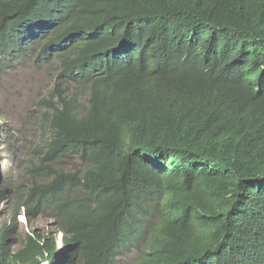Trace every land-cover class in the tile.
Returning <instances> with one entry per match:
<instances>
[{"label": "trees", "instance_id": "16d2710c", "mask_svg": "<svg viewBox=\"0 0 264 264\" xmlns=\"http://www.w3.org/2000/svg\"><path fill=\"white\" fill-rule=\"evenodd\" d=\"M33 43L86 111L56 83L30 171L62 248L0 227V264H264V0H0V57Z\"/></svg>", "mask_w": 264, "mask_h": 264}, {"label": "rangeland", "instance_id": "374dc122", "mask_svg": "<svg viewBox=\"0 0 264 264\" xmlns=\"http://www.w3.org/2000/svg\"><path fill=\"white\" fill-rule=\"evenodd\" d=\"M0 62V189L5 190L0 197V227L9 229L7 246L16 251L29 231L45 235L56 231L53 219L39 214L36 204L27 196L33 181L30 171L48 164L45 160L48 116L45 113L50 108L48 103L53 105V89L57 82L67 85V91L79 99L81 112L86 111L88 92L76 84L59 80L58 64L53 58L41 62L35 55L27 54L8 60L1 58ZM40 101L45 103L42 107L38 104ZM56 165L70 172L84 168L73 155L62 158ZM9 194H13L11 200L7 199ZM59 239L60 236L56 239L58 247ZM117 260L118 264H131L135 255Z\"/></svg>", "mask_w": 264, "mask_h": 264}, {"label": "clouds", "instance_id": "9594fccd", "mask_svg": "<svg viewBox=\"0 0 264 264\" xmlns=\"http://www.w3.org/2000/svg\"><path fill=\"white\" fill-rule=\"evenodd\" d=\"M29 46V49H28V53L27 54H33V55H35V58H36V56H37V54H38V52H39V50H38V48L36 47V44H29L28 45ZM26 54V55H27ZM1 58H7L6 56H1L0 57V59ZM20 58V57H19ZM51 58H53V57H51ZM36 60H39V59H36ZM39 61H41V60H39ZM47 61V60H46ZM41 62H43V61H41ZM66 82H68V81H66ZM253 123H256V118H254L253 120H252V122H251V124H250V126H252V128H254V126H253ZM1 185V184H0ZM3 194H4V192H3ZM10 195V194H9ZM8 195V196H9ZM3 197V196H2ZM13 198V194H11V196H10V198H8L7 197V199L8 200H11ZM15 204V203H14ZM13 206V205H12ZM14 207V206H13ZM54 221V220H53ZM53 223H55V221L53 222ZM55 227H56V231L55 232H53V233H49V234H47V235H45V234H41V233H39V234H41V235H43V236H49L50 234L52 235V236H55L56 237V239H58V236H60V239H59V247L57 246V240H56V247H57V250H60L61 248H62V246H63V234H62V232H60L59 230H58V228H57V226H56V224L54 225ZM32 231V230H31ZM37 232V231H36ZM30 233V231L28 232V234ZM23 242V241H22ZM6 246H7V241H6ZM7 248L9 249V247L7 246ZM9 251H11L10 249H9ZM17 251V250H16ZM11 252H15V251H11ZM138 250H132L131 252H128V253H124V255H121V256H119V257H126V256H128V255H131V254H134L135 255V260H136V257H137V255H138ZM119 257H117L116 258V261H117V264H118V258ZM134 260V261H135ZM133 261V262H134ZM132 262V263H133ZM131 263V264H132ZM44 264H46V263H44Z\"/></svg>", "mask_w": 264, "mask_h": 264}]
</instances>
